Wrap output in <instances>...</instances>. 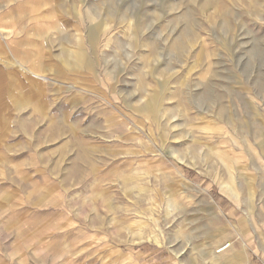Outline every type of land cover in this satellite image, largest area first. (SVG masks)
Listing matches in <instances>:
<instances>
[{
  "label": "rangeland",
  "instance_id": "rangeland-1",
  "mask_svg": "<svg viewBox=\"0 0 264 264\" xmlns=\"http://www.w3.org/2000/svg\"><path fill=\"white\" fill-rule=\"evenodd\" d=\"M0 264H264V0H0Z\"/></svg>",
  "mask_w": 264,
  "mask_h": 264
},
{
  "label": "bare ground",
  "instance_id": "bare-ground-1",
  "mask_svg": "<svg viewBox=\"0 0 264 264\" xmlns=\"http://www.w3.org/2000/svg\"><path fill=\"white\" fill-rule=\"evenodd\" d=\"M9 33V32H8ZM11 33V32H10ZM231 244L230 243H223V244H221L219 247H218V250H217V252L219 253L218 255H217V259H220L221 257H223V255H225V253H227L228 252V250H230V249H232L231 247H233V246H231ZM228 247H230V249H228Z\"/></svg>",
  "mask_w": 264,
  "mask_h": 264
}]
</instances>
